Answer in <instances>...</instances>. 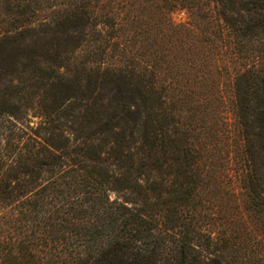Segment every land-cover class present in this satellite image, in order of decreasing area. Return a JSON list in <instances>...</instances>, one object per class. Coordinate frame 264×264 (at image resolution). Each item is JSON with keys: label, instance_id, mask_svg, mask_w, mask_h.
<instances>
[{"label": "trees", "instance_id": "trees-1", "mask_svg": "<svg viewBox=\"0 0 264 264\" xmlns=\"http://www.w3.org/2000/svg\"><path fill=\"white\" fill-rule=\"evenodd\" d=\"M4 1L5 64L21 59L11 54L15 32L101 40L70 22L97 24L103 0H62L72 7L59 15L46 0ZM162 6L190 8L192 23L167 21L171 40L131 73L151 71L142 83L107 68L103 93L88 100L112 112L96 111L91 125L64 112L61 144L35 138L3 164L20 147L10 127L19 106L8 85L0 90V264H264V0Z\"/></svg>", "mask_w": 264, "mask_h": 264}, {"label": "rangeland", "instance_id": "rangeland-1", "mask_svg": "<svg viewBox=\"0 0 264 264\" xmlns=\"http://www.w3.org/2000/svg\"><path fill=\"white\" fill-rule=\"evenodd\" d=\"M163 1L165 0H103V3L100 2L95 7L102 12L100 21L96 20L97 24L92 22L88 25H76V16L71 17V20H74L70 22L71 27L78 31L87 30V36H92L95 31L102 32L101 40L95 46L78 45V34L70 29V39H66L68 35L63 36L61 32L52 31L45 34L42 27H36V30H31L30 34L23 36L16 32L13 34L21 41L11 43V54L14 57L20 56L21 59L16 64H5L3 55L0 54V90L8 85L12 100L18 103L19 111L11 117L10 127L13 136H16V139L11 141L19 142L20 147L12 155L5 154L3 164H10L12 160L14 162L18 161L19 157H25L21 155L22 145L35 142V138L42 139V143L48 139L61 144L57 126H69L71 121H64V112H68L70 118L75 121L80 115L86 114L89 118L88 125L94 123L96 111L104 117L109 115L112 110L108 104H102L104 107H92V102L88 100H92V96L98 95V92L103 93L100 91V85L106 77L107 68L112 71L124 70L127 81L133 85L142 83V78H151V71L131 73L140 69L143 63L153 64V61L147 59H155L157 45H160L164 38L169 39L165 36L167 21L185 24L192 20L190 8L167 12L162 8ZM44 2L46 8L54 5L55 10L48 8V12H53V15H59L63 10L67 11L72 7L62 0ZM6 4V1H0V10L5 8ZM203 10H208V7ZM40 12L38 18L44 16V12ZM206 17L211 19V16ZM104 18H107L106 21ZM216 22L215 18L212 19L214 26ZM15 46H20V49ZM10 48L9 46L7 51ZM56 49L59 53L63 52L60 58L56 53L53 54ZM192 56L198 63H203L197 51ZM62 83L66 87L61 86ZM34 92L38 95L35 94L32 98ZM102 96L105 99L110 97L107 94ZM67 148L70 146L65 149L68 150ZM111 159L106 158L104 164L110 166ZM112 197H116L115 193H112ZM232 211L234 215L238 213L237 208ZM13 233L18 234L16 231ZM19 236L21 234L17 237L14 235L13 239H18Z\"/></svg>", "mask_w": 264, "mask_h": 264}]
</instances>
